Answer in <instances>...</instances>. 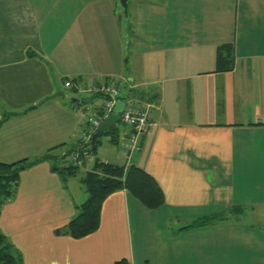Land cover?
<instances>
[{"label": "crops", "instance_id": "crops-1", "mask_svg": "<svg viewBox=\"0 0 264 264\" xmlns=\"http://www.w3.org/2000/svg\"><path fill=\"white\" fill-rule=\"evenodd\" d=\"M120 1L0 0V161L39 159L0 213L18 264H264V0H129L127 20ZM94 84L156 104L131 164L165 201L148 207L121 187L99 228L74 237L58 230L88 198L86 172L126 166L124 125L83 171L55 169L101 113Z\"/></svg>", "mask_w": 264, "mask_h": 264}, {"label": "trees", "instance_id": "trees-1", "mask_svg": "<svg viewBox=\"0 0 264 264\" xmlns=\"http://www.w3.org/2000/svg\"><path fill=\"white\" fill-rule=\"evenodd\" d=\"M234 66L235 47L233 43L219 45L217 70H231ZM104 95L106 96V94ZM123 98L127 97L123 96ZM1 124L2 121H0V128ZM118 131L116 126L113 130L106 129L104 134L111 136L113 142H118ZM98 142L99 138L94 149L91 145L89 146L90 153L96 150ZM74 150L72 153L75 152ZM38 160L23 159L12 163L0 161V213L3 205L14 196L21 171ZM55 169L67 177L77 174L80 170V164L71 162ZM83 182L88 192V198L80 205L77 215L70 220L64 229H60L58 232L63 231L74 237H84L97 230L101 223L103 202L108 195L121 187L128 188L148 207H158L165 201L163 190L156 180L136 164H130L127 167L115 162L97 160L93 168L84 175ZM20 262L21 258L13 245L0 230V263L18 264ZM116 264L129 263L122 259Z\"/></svg>", "mask_w": 264, "mask_h": 264}, {"label": "built area", "instance_id": "built-area-1", "mask_svg": "<svg viewBox=\"0 0 264 264\" xmlns=\"http://www.w3.org/2000/svg\"><path fill=\"white\" fill-rule=\"evenodd\" d=\"M65 84L66 86L74 85L76 87L69 80ZM90 89L96 93L106 94V96L103 101L101 113L95 118H90V123L82 136L81 144L78 150L72 154V160L75 164L81 163V154L84 159H91V153L88 148L91 145L92 136L97 131L101 121L113 111L116 101L121 98V86L115 84H94ZM125 101L126 106L120 114V121L129 129L120 138L118 148L119 153L125 158L126 166L128 167L131 164L133 156L142 147L143 136L153 125V109L156 104L152 101L141 102L132 97L125 98Z\"/></svg>", "mask_w": 264, "mask_h": 264}, {"label": "water", "instance_id": "water-1", "mask_svg": "<svg viewBox=\"0 0 264 264\" xmlns=\"http://www.w3.org/2000/svg\"><path fill=\"white\" fill-rule=\"evenodd\" d=\"M121 4L125 9V14L128 16L129 0H121ZM123 96L124 95H122L121 93V98L116 101L113 111L104 120L101 121L97 131L92 136V149L96 147L97 139L105 133L106 129L113 130L116 127L117 122L120 121V114L124 111L126 106V101Z\"/></svg>", "mask_w": 264, "mask_h": 264}, {"label": "rangeland", "instance_id": "rangeland-1", "mask_svg": "<svg viewBox=\"0 0 264 264\" xmlns=\"http://www.w3.org/2000/svg\"><path fill=\"white\" fill-rule=\"evenodd\" d=\"M120 1V0H119ZM120 4H121V1H120ZM121 11H122V14H123V17H124V20H127L128 19V16L125 14V9L124 7L122 6L121 4ZM130 12V10L128 11ZM129 14V13H128ZM127 54H131V51L129 49V53L127 51ZM118 130H122L124 125H123V122L122 121H119L117 122L116 124ZM111 144V142L109 141V135L108 134H103L102 136L99 137V142H98V147L96 148V150L94 152H92L91 156L94 157L96 156L97 154H100L101 150L103 149V146H105L106 144ZM112 145V144H111ZM67 158V157H66ZM125 159V158H124ZM55 163L59 164L60 162V159L59 160H55L54 161ZM92 163H90L88 166H91ZM81 171H83V169H80Z\"/></svg>", "mask_w": 264, "mask_h": 264}]
</instances>
